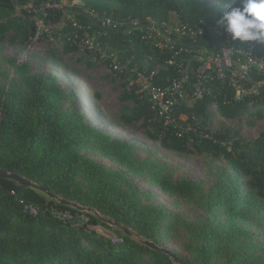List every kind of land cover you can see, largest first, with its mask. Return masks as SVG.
I'll return each instance as SVG.
<instances>
[{"label": "trees", "instance_id": "trees-1", "mask_svg": "<svg viewBox=\"0 0 264 264\" xmlns=\"http://www.w3.org/2000/svg\"><path fill=\"white\" fill-rule=\"evenodd\" d=\"M27 1L0 0V42L21 46L30 43L37 26L26 7ZM82 1L85 6L106 12L112 18L140 19L138 25L107 28L103 36L107 46L126 65L122 73L111 75L122 79L124 89L120 100L132 103L129 111L119 116L121 122L124 125L142 122L146 135L158 140L165 149L184 153L192 147L199 154H211L226 162L216 184L204 194L206 218L196 224L183 222L193 245L191 257L175 253L178 261L218 264L220 245L226 243L233 253L223 264H264V249L258 248L242 224L250 212L264 214V132L246 142L234 138L238 132L230 129L210 132L207 124L211 100L206 98L194 101L191 106H179L176 112L177 115L184 113L187 121L198 119L208 137L193 131L179 137L177 129L165 124L155 115L150 102L140 97L137 84L129 81L135 78L132 68L154 69L155 62H163L164 55H158L157 50L138 38L137 33L146 24L147 17L162 20L170 10H175L183 21L193 22L204 16L214 22L211 15L224 0L213 3L206 0ZM69 9L77 20L90 22L79 7ZM47 12V24L60 21V11L48 9ZM62 26V32L69 30L67 19ZM53 31L57 37L56 28ZM8 32L11 35L7 36ZM57 39L65 52L75 51L64 34ZM244 43L252 44L255 51L264 55L260 45ZM147 55L153 60L147 59ZM10 68L15 77L7 86H0V167L45 186L59 198L92 208L103 219L119 222L120 241L115 243L94 230L81 228L77 220L62 219L56 214L58 211H68L74 216L85 213L90 224L104 223L92 213L66 206L38 190L0 177V264H174L170 255L142 243L149 240L162 246L160 232L167 211L148 203L150 194L137 189L121 172L81 154L80 149L96 145L129 172L149 167L148 162L139 164L130 143L88 124L74 93L61 87L55 77L29 74L28 66L20 61H10ZM261 105L264 97L253 103L257 108ZM248 107L245 100L217 105L225 118H234ZM152 175L167 193L190 197L199 191V185L187 179L172 183L163 174L152 172ZM24 203L36 206L37 213L25 212ZM122 226L141 239L125 234L120 229Z\"/></svg>", "mask_w": 264, "mask_h": 264}, {"label": "rangeland", "instance_id": "rangeland-1", "mask_svg": "<svg viewBox=\"0 0 264 264\" xmlns=\"http://www.w3.org/2000/svg\"><path fill=\"white\" fill-rule=\"evenodd\" d=\"M168 16L169 14L166 17ZM9 35L11 32H8L7 36ZM12 60L26 64L29 74L55 77L61 87L74 93L75 101L88 124L101 128L102 132L114 138L127 141L132 145L133 154L139 164L148 162L149 167L129 172L96 145L89 144L80 149L81 154L111 170L121 172L137 189L150 194L148 203L168 213L160 232L161 245L178 255L191 257L193 241L183 222L196 224L206 218L204 194L218 181L220 169L227 166L225 160L211 154H199L192 147L190 152L184 153L165 149L158 140H152L146 135L142 122L124 125L119 116L123 111H129L132 103L119 98L124 89L122 79L111 76L104 64L86 55L77 51L65 52L44 37L37 40L32 38L27 46L15 42H0V86H7L15 77L10 68ZM248 106L247 110L234 118H225L216 107L209 106L207 129L210 132L226 129L237 131L238 135L234 138L243 142L256 139L264 132V105L258 108L249 104ZM152 172L165 175L172 183L183 179L192 181L199 185V191L190 197L167 193L157 185ZM76 218L81 228L94 230L115 243L120 241L116 226L105 222L92 225L85 213L77 214ZM242 224L252 240L259 245L258 248L264 249V214L250 212ZM232 253L233 249L229 245L221 243L218 264H223ZM174 264L183 263L174 261Z\"/></svg>", "mask_w": 264, "mask_h": 264}, {"label": "built area", "instance_id": "built-area-1", "mask_svg": "<svg viewBox=\"0 0 264 264\" xmlns=\"http://www.w3.org/2000/svg\"><path fill=\"white\" fill-rule=\"evenodd\" d=\"M214 2V0H206ZM26 7L32 13L37 29L34 40L46 36L55 46L62 48L58 39L63 34L69 45L82 55L104 64L111 75L122 73L126 65L104 42L107 28L119 29L127 25H138L137 17L112 18L106 12H100L85 6L82 0H28ZM71 7H79L90 22L77 20L66 15L68 31L62 32L64 22L47 24L45 18L48 9L62 13ZM17 8V7H16ZM41 13V16H38ZM162 20L147 17L146 24L137 35L140 41L164 55L163 62H155L154 69H134L135 78L129 79L137 84L140 97L150 102L155 115L165 124L177 129L180 137L190 131L198 132L201 137H208L198 119L187 121L184 113L177 115L179 106H191L194 101L209 98L211 106L219 102L233 100L248 101L249 105L264 97V55L253 49L252 44L235 42L232 47L225 46L229 37L202 16L195 21H183L175 10ZM57 30V37L53 29ZM147 59L153 60L151 55ZM159 72H163L158 75ZM192 141V138H190ZM225 144V143H224ZM25 212L36 214L37 207L24 203ZM57 216L67 220H77V215L68 211H58Z\"/></svg>", "mask_w": 264, "mask_h": 264}, {"label": "clouds", "instance_id": "clouds-1", "mask_svg": "<svg viewBox=\"0 0 264 264\" xmlns=\"http://www.w3.org/2000/svg\"><path fill=\"white\" fill-rule=\"evenodd\" d=\"M211 16L229 37L225 46L237 41L264 46V0H224Z\"/></svg>", "mask_w": 264, "mask_h": 264}, {"label": "water", "instance_id": "water-1", "mask_svg": "<svg viewBox=\"0 0 264 264\" xmlns=\"http://www.w3.org/2000/svg\"><path fill=\"white\" fill-rule=\"evenodd\" d=\"M67 14H73V11L70 9L64 10V12L61 15V19H60L61 23L64 22ZM126 84H129V86H130L129 81H126ZM0 177L11 179L13 181H16L20 185H23V186L31 187L35 190H38V191L44 193L47 197H50V198L54 199L55 201H57L61 204H64V205L69 206V207H73L79 211H85V212L92 213L93 215L101 218V220L103 222L109 223L110 225H114V226H116V228L119 227V222L113 221L112 219H103L97 211L93 210L92 208H90L88 206H82L76 202L68 201L64 198H59L54 193L50 192L45 186L39 185L38 183L30 180L27 177H24V176L18 174L16 172L8 171V170L0 167ZM120 229L127 235H132L134 238H136L138 240L141 239L140 236L132 233L128 228H126L124 226H122V228H120ZM142 243L147 245L148 247H151L155 250H160V251L170 255L175 262L178 261L176 254L174 252H172L171 250H169L168 248L163 247V246H159V245H157L154 242L149 241V240H142Z\"/></svg>", "mask_w": 264, "mask_h": 264}]
</instances>
